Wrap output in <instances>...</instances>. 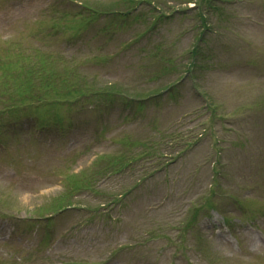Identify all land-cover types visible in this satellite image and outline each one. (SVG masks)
Here are the masks:
<instances>
[{
	"label": "rangeland",
	"instance_id": "1",
	"mask_svg": "<svg viewBox=\"0 0 264 264\" xmlns=\"http://www.w3.org/2000/svg\"><path fill=\"white\" fill-rule=\"evenodd\" d=\"M50 1L0 0V51L13 42L16 49L27 50L31 47V55L35 54L34 47L47 50L53 57L47 68L55 73L74 70L78 80L73 74L69 78L74 81H91L88 84L92 87L117 81L131 90L143 92L144 97L155 88L156 94L148 96L144 100V108L141 112L137 111L141 120L134 116L135 120L131 121V117V122L118 128L114 134L110 132L114 139L145 138L150 133L156 137L157 142L164 134L170 135L174 129L183 128L193 109L212 111L211 105H214L215 108L220 106L223 111H239L241 106L257 104L264 98V0H256L255 5L247 3L251 0H240L237 6L234 3L229 5L228 9L238 14L233 21L220 19L218 11L210 14L208 29L202 32L196 45L200 51L195 56L196 65L190 64L194 57L191 50L201 30L198 26H191L192 23H198L199 19L197 16L191 17V22L185 23L189 24L186 31L187 27L179 13L171 12L176 7H184L186 0H162L163 4L159 0H152L151 3L136 0L132 4L124 0H87L98 9L116 7L117 2L121 9L134 7L130 16L136 14L137 19L132 25H126L127 29L120 30L109 40L103 41L101 38L89 39V36H97L99 28L110 23L111 19L103 14L92 15L94 23L89 21L88 29L71 39L67 45L65 33L59 35L56 31L57 33L50 34L49 24L55 20L63 26L66 16L83 9L81 4L74 1ZM65 10L68 11L67 15L63 13ZM152 11L155 14L153 17L164 11L173 16L162 22L168 23L166 26L157 23L153 29L135 39L142 32L138 30L145 28V20H151ZM40 22H43L45 31L41 32ZM121 40L128 43L126 49L118 52ZM161 42H165L161 53L168 49L164 57L173 58L174 61L167 62L172 67L160 73V64L156 63V45ZM250 43L252 44L249 45ZM109 49L111 53L117 54L113 58L110 56V61L104 66L86 63L83 66L78 61L99 59L101 54L109 53ZM69 57L76 59H68ZM36 60L37 54L31 61ZM248 62L249 65H246ZM191 72L196 75H191ZM177 77L179 81L175 80ZM62 78L65 81L67 79L64 75ZM262 107L264 108V104ZM261 108L255 109L257 117L248 116V113L242 111L223 124L215 125L213 133L216 136H206L196 154L193 153L190 159L178 162L171 168L168 179L156 175V192L160 191L161 186L173 190L175 195L188 192V198L182 199L181 203L187 201L189 205V198L194 191L205 195L206 185L212 174V160L215 158L214 143L219 134L222 138L220 144L224 148L230 147V141L243 144L245 148H249L245 154L256 156L257 164H261L258 168L257 164L253 168L251 174L255 178L250 180L251 183L247 179L242 180L235 172L234 175L228 173V179L222 182L224 190L237 195V199L227 200L226 197L221 202L225 213L231 217L234 226L231 230L224 227L221 213L202 208L201 211L205 213L199 217L197 226L187 231L184 240L179 235L180 229L176 228L179 212L174 210L173 201L168 200L174 194L166 199L163 193L144 198L143 192H140V199L144 198L143 201H137L134 211L124 210V222L121 211L115 207L111 210L106 207L107 210L104 211L109 213L108 218H102L96 217L90 209L72 205L53 214L52 221L46 219L49 213L54 212L50 207H55V203H58L55 202V197L64 188L66 191L68 174L72 175L79 169L98 170L89 179H81V183L87 181L81 186L72 184L67 190L71 191L69 199L74 204L97 206L109 199L110 193H121L138 175H147L156 166L158 158L156 161L148 160L140 164L142 168L137 169L131 177L124 174L118 179L122 174L111 173L112 169L105 172L104 164L105 161L107 164L108 156L120 155L124 151L123 145L117 144L112 137L111 142L105 139L96 141L89 137L87 139H92V143L87 142L82 146L73 138L65 147L60 143L63 139L61 137H56L48 144L30 138L27 140L29 152L21 150L16 161L12 162V167L8 165L9 155L0 152V212L6 213L0 219V264H60V261L67 264H264V113ZM253 118H258L260 122L254 123ZM200 121L202 120L189 123L187 130L198 132ZM179 124L182 125L176 127ZM79 134L76 131L75 138L84 141L85 136ZM0 136L8 144L15 142V135L1 125ZM168 139L171 138L166 137L163 141H170L171 146H174L175 139L182 140L178 134L173 140ZM40 147L48 150L32 155ZM177 147L176 142L175 148ZM261 147L263 154H257L255 151ZM99 154L103 155L101 159ZM233 160L234 158H224L223 162ZM236 161L243 162L239 158ZM252 162L255 163L253 160ZM201 164L204 167L202 179L190 191L187 173ZM175 176L182 177L173 179ZM88 217L93 220L88 222ZM30 219L35 221L40 231L33 233L35 225L32 226V221L27 222ZM116 219L120 220L119 223ZM114 222L118 223V232L112 229ZM106 227L107 241L100 233ZM44 230L51 234L45 235ZM10 231L15 234L10 235ZM153 231L158 236L147 238V234ZM45 236L46 242L43 241ZM4 240H8V245L2 246ZM133 240L143 242V248L135 247ZM124 243H133L131 251L128 248L123 251L117 249ZM196 244L202 248L201 251L196 252L188 247ZM171 248L178 249L176 256L172 257ZM177 256L184 258V262L178 260Z\"/></svg>",
	"mask_w": 264,
	"mask_h": 264
},
{
	"label": "trees",
	"instance_id": "2",
	"mask_svg": "<svg viewBox=\"0 0 264 264\" xmlns=\"http://www.w3.org/2000/svg\"><path fill=\"white\" fill-rule=\"evenodd\" d=\"M86 8L88 9H91L93 13L97 14V15H100L101 13H104V14H109L112 12V7L111 6H106V7H103V8H100V9H96L95 6H92V4H90L89 2H86ZM157 17H159L158 15H156ZM202 21H205L204 20V17L202 18ZM85 24V18L81 15V13H78V16H75L73 18V23H71V28H78L79 26ZM85 26V25H83ZM18 63V61H17ZM22 67L21 66H12V70L13 71H16L18 69L22 70L21 69ZM27 69L29 70H25V76H23L21 78V81H17L18 79V76H19V71H17L15 73V75L13 76L12 80L13 82L17 81V83L15 84V86L20 90L21 93H24V94H31L32 93V88L36 85V82H33L32 79L28 78L27 77V73L28 71H31L33 70V76H36L38 75L42 80H43V73H44V69L45 68H42V65L41 64H38V65H34V67H31L29 66ZM48 81H46L45 84H47ZM50 84H53L52 81H50ZM43 85H44V82H43ZM60 85H62L65 90H68V92H72V87L69 86L68 84L65 83V81H61ZM42 86V84H41ZM53 89H56V86L53 84L51 85ZM122 89V87H119V89Z\"/></svg>",
	"mask_w": 264,
	"mask_h": 264
}]
</instances>
